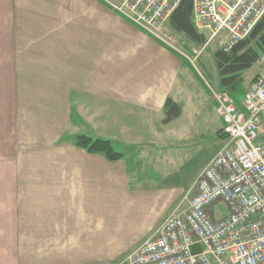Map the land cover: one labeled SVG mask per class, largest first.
<instances>
[{"label": "crops", "instance_id": "0c3cea01", "mask_svg": "<svg viewBox=\"0 0 264 264\" xmlns=\"http://www.w3.org/2000/svg\"><path fill=\"white\" fill-rule=\"evenodd\" d=\"M119 2L0 0V264H91L97 196L136 179V149L181 116L163 105L179 104L187 64ZM72 127L128 157L73 145Z\"/></svg>", "mask_w": 264, "mask_h": 264}, {"label": "built area", "instance_id": "2783aa9c", "mask_svg": "<svg viewBox=\"0 0 264 264\" xmlns=\"http://www.w3.org/2000/svg\"><path fill=\"white\" fill-rule=\"evenodd\" d=\"M179 2L121 0L112 8L189 59L201 49L184 54L164 38ZM263 14L264 0H192L195 27L224 50L246 38ZM211 92L222 143L196 176L187 207L177 205L117 264H264V70L249 83L241 108L228 93Z\"/></svg>", "mask_w": 264, "mask_h": 264}, {"label": "rangeland", "instance_id": "374dc122", "mask_svg": "<svg viewBox=\"0 0 264 264\" xmlns=\"http://www.w3.org/2000/svg\"><path fill=\"white\" fill-rule=\"evenodd\" d=\"M164 33L168 43L184 54H187L185 45L201 49L199 55L187 54L190 58H186L188 62L185 60L184 69L188 73L181 77V116L169 127V140L160 137L154 140L153 146L136 149L138 153L132 160L137 163L132 161L127 170L136 179L122 187L117 184L104 186L103 193L97 196L96 241L90 251L91 264L120 263L156 230L172 208L180 204L183 208L193 195V191H188L198 172L222 143L218 136L221 118L211 92V89L222 91L218 88L219 77L213 57L220 43L216 39L208 41L207 31L201 46L188 42L168 27ZM262 68L264 55L243 72L247 87ZM69 133L81 132L72 127ZM113 146L116 151H125L116 144ZM125 154L127 158L126 151ZM218 207L222 213L226 211L223 204Z\"/></svg>", "mask_w": 264, "mask_h": 264}, {"label": "trees", "instance_id": "16d2710c", "mask_svg": "<svg viewBox=\"0 0 264 264\" xmlns=\"http://www.w3.org/2000/svg\"><path fill=\"white\" fill-rule=\"evenodd\" d=\"M167 27L194 45L201 46L206 40V35L198 31L193 23L192 0H180L167 20ZM183 48L187 52L191 50L187 45ZM263 55L264 14L246 38L236 42L229 50L217 47L213 51L219 77L218 88L231 96L237 108H241V100L247 90L243 72L259 62ZM183 61L185 62L184 59ZM163 112L166 117L164 120L172 119L180 115L181 107L171 97H167L163 105ZM71 141L73 145L89 153L100 154L107 160L115 161L122 158L121 152L114 150L107 139L75 134Z\"/></svg>", "mask_w": 264, "mask_h": 264}]
</instances>
